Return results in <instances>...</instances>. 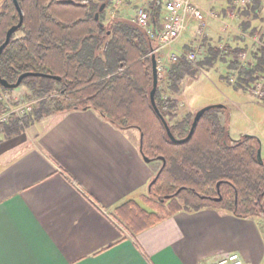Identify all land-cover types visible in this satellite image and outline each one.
Segmentation results:
<instances>
[{"label": "trees", "instance_id": "16d2710c", "mask_svg": "<svg viewBox=\"0 0 264 264\" xmlns=\"http://www.w3.org/2000/svg\"><path fill=\"white\" fill-rule=\"evenodd\" d=\"M60 1L18 0L24 21L1 56V78L15 83L21 74L31 72L61 79L24 78L20 87L28 89L27 99H39V103L33 113L23 118L12 115L8 123L0 124V130L11 137L46 116L83 110L96 111L122 131L139 130L143 157L160 163L156 175L161 172L149 195L142 197L150 209L128 200L116 210L119 222L134 235L179 211L219 209L243 219L264 217V159L261 164L257 158L260 139L244 136L229 141V110L222 104L212 105L205 112L186 143L172 142L150 99L154 86L152 35L119 13L105 23L104 10L97 20L101 5L106 3L108 9L111 0H75L85 4L80 6ZM160 2H154L151 26L155 32L160 27L156 24L161 15ZM250 8L244 15L259 18L260 0H254ZM251 20L247 18L242 23L245 31L252 27ZM19 21L13 0H4L0 10V45L7 31ZM209 49L211 57L199 64L213 67L219 61L228 63L229 69L237 71L236 81L231 84L236 90H250L264 74V47L254 55L251 67L229 60L230 56L238 58L246 53V49ZM198 72L183 57L169 67L165 79L159 78L156 102L177 139L188 136L196 113L180 117L179 99L174 95L180 94L187 77H196ZM163 81L170 97L162 93ZM0 88L11 91L1 84ZM5 112L0 104V115ZM218 196L222 199L215 201Z\"/></svg>", "mask_w": 264, "mask_h": 264}, {"label": "crops", "instance_id": "0c3cea01", "mask_svg": "<svg viewBox=\"0 0 264 264\" xmlns=\"http://www.w3.org/2000/svg\"><path fill=\"white\" fill-rule=\"evenodd\" d=\"M245 92L255 101L231 104L257 119L251 107L264 103ZM28 129L34 139L20 143L0 132V264H210L232 252L264 264L256 218L179 211L135 235L119 222L117 208L139 202L159 168L144 160L139 130L122 131L93 110L52 114ZM252 135L263 152V134Z\"/></svg>", "mask_w": 264, "mask_h": 264}, {"label": "rangeland", "instance_id": "374dc122", "mask_svg": "<svg viewBox=\"0 0 264 264\" xmlns=\"http://www.w3.org/2000/svg\"><path fill=\"white\" fill-rule=\"evenodd\" d=\"M3 1L4 0H0V10L2 8ZM93 1L97 2L99 0ZM155 1L156 0H111L109 8L105 9L106 13L104 22L108 23L112 17H116V13H121L126 19L135 23L137 11L142 7L148 8L149 11H151L152 18H154ZM195 1L203 7L206 15L203 35L199 36L197 34V24L193 22L190 24L188 30L183 33L181 38L174 45L166 49L159 50L158 53L152 52L156 56V59H163L166 68L169 69L170 66L174 65L169 60L172 53H179L181 55L184 52L187 53L193 50L194 47L200 48V54L198 55V58L194 61H191V63H193L198 68V75L196 77H187L182 85L180 94L176 96L174 95V97L179 99V116L182 117L188 112L197 113V111L207 106L223 104L228 108V110L232 108L231 111L229 110L230 120L228 123L232 138L240 139L246 134L252 135L257 133H262L264 138L263 108L258 107L255 109L251 107L250 113H254L259 118H246L242 112L238 111V109H235L231 104V102L238 101L243 98L252 99L247 92L236 90L234 86L231 85L236 81L237 71H232L229 69L228 63L222 61L216 62L213 67L202 66L199 64L211 57V52L209 49L210 47L222 46V50L225 51L226 49H246V62L248 64L247 67L253 66L255 63L254 55L257 54L262 47H264V5L263 8L261 7L259 11H257L259 18L252 19L253 14L246 17L247 15H244L245 10L238 11L235 18H230L226 14L228 4L224 0ZM160 9V19L156 23L158 26L161 25L163 16L167 11L166 0H161ZM250 9L248 8L247 10ZM247 18L249 20L252 19L251 28L255 29L254 32H252L251 28L247 31L243 29L242 23L247 21ZM17 35L20 36L22 34L19 33ZM159 46L160 42L158 43L157 48ZM179 46L181 47L179 48ZM157 48H154L153 51H155ZM231 59L238 61L237 56H230L229 60ZM160 88L164 96H171L168 86L164 81L161 82ZM247 91L250 90L247 89ZM28 93L29 91L26 87H19L17 89L11 90L6 92L7 101L10 103V105L15 107L29 102H34L35 109L36 105L39 103V99H27ZM252 100L255 101L254 99ZM219 101H221L222 104ZM34 109L31 113L34 112ZM28 128L24 129V131L20 134L11 136L14 138L13 141L20 143L25 139L28 141H31L32 138L34 139L33 133ZM0 132L3 133L1 130ZM262 154L264 157V150ZM158 167H160V163H158ZM144 194L145 195L143 196L149 195V189L145 190ZM139 202L145 208H151V206L147 205L142 199ZM256 220L260 223L261 230L264 233V217H256Z\"/></svg>", "mask_w": 264, "mask_h": 264}, {"label": "built area", "instance_id": "2783aa9c", "mask_svg": "<svg viewBox=\"0 0 264 264\" xmlns=\"http://www.w3.org/2000/svg\"><path fill=\"white\" fill-rule=\"evenodd\" d=\"M167 11L163 16V21L159 29L155 32L152 29V15L148 8L142 7L137 11L135 22L148 30L153 36H158L160 46L153 51L158 53L159 50L166 49L174 45L186 32L193 22L197 24V34L202 36L204 33V25L206 22L205 11L195 0H166ZM227 2L228 7L226 14L230 18H235L238 11H244L251 7L253 0H224ZM220 48H223L220 46ZM200 54V48L194 47L193 50L179 54L172 53L169 58L170 62L175 64L181 61L184 57L189 61H194ZM238 60L243 63L244 67H247L246 53H242L238 56ZM157 72L159 78H165L168 75V69L163 61L159 58L157 60ZM251 95L259 101H264V74L260 75L250 88ZM0 103L4 105L6 112L0 115V124L8 123L12 115H16L19 118H23L26 114H29L34 109V102H29L20 106L10 105L7 101L6 91L0 89ZM210 264H246V261L242 254L238 252H232L217 257Z\"/></svg>", "mask_w": 264, "mask_h": 264}, {"label": "water", "instance_id": "95a60500", "mask_svg": "<svg viewBox=\"0 0 264 264\" xmlns=\"http://www.w3.org/2000/svg\"><path fill=\"white\" fill-rule=\"evenodd\" d=\"M19 14H20V21L18 24L12 26L6 33V38H5V41L2 43V45H0V60H1V56L4 52V49L6 48V46L10 43L11 39H12V36L14 33H16L23 25V21H24V16H23V13H22V10L20 8V5H19V2L18 0H13ZM61 3L63 4H67V5H75V6H80V5H85L84 3H78L76 2L75 0H61L60 1ZM106 3H103L100 7V10H99V13L96 14V19L98 20L99 19V14L100 12H103L105 9H106ZM29 76H44V77H48V78H53V79H56V80H60L61 78L60 77H56V76H51V75H46V74H42V73H31V72H28V73H24V74H21L18 78V80L15 82V83H10L8 82L6 79H3L1 78V75H0V84L5 88V89H9V90H14V89H17L20 87L22 81L24 78L26 77H29ZM153 76H154V86H153V90L151 91V94H150V99H151V104H152V107L153 109L155 110L156 114L159 116V118L162 120L165 128H166V131H167V135L169 137V139L172 141V142H175V143H186L191 137L192 135L194 134V131L197 127V124L199 122V120L201 119V117L205 114L206 111H208L212 106H207V107H204L202 109H200L195 117H194V120H193V123H192V127L190 129V132L188 134L187 137L183 138V139H177L175 138V136L173 135L166 119L163 117V115L161 114L159 108H158V105H157V102H156V98H155V93H156V90H157V87H158V83H159V76H158V72H157V59H156V56L154 55L153 56ZM246 136H253V135H249L247 134ZM142 138V136H141ZM141 153H142V147H141ZM257 158L258 160L260 161L261 164H263V157H262V148L260 146L259 150H258V153H257ZM144 160L149 163L150 162V159H148L147 157H144ZM160 160H163L162 158ZM164 161V160H163ZM164 165H165V161H164ZM163 165V166H164ZM161 171H159L158 175L160 174ZM158 175L152 180V182L150 183L149 185V190L151 189V186L156 182L157 178H158ZM219 186V185H218ZM168 199V198H167ZM221 200V197L217 198L216 201H220Z\"/></svg>", "mask_w": 264, "mask_h": 264}, {"label": "flooded vegetation", "instance_id": "af4514ba", "mask_svg": "<svg viewBox=\"0 0 264 264\" xmlns=\"http://www.w3.org/2000/svg\"><path fill=\"white\" fill-rule=\"evenodd\" d=\"M198 112V111H197ZM229 128V127H228ZM247 135V134H246ZM246 135H244V136H246ZM244 136H242V137H244ZM228 139H229V141H238V140H240V139H235V138H232V136L230 135V131H229V135H228ZM155 176H157V175H155ZM152 182V181H151ZM219 186H220V183L218 184ZM219 186H218V188H219ZM219 197H221V196H218L217 198H219ZM217 198H215V201H216V199ZM222 199V198H221Z\"/></svg>", "mask_w": 264, "mask_h": 264}]
</instances>
